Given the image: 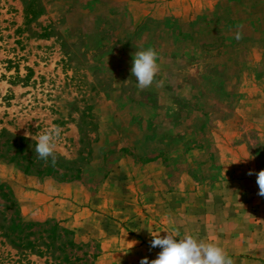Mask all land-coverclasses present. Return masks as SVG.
I'll return each instance as SVG.
<instances>
[{
	"label": "rangeland",
	"instance_id": "obj_1",
	"mask_svg": "<svg viewBox=\"0 0 264 264\" xmlns=\"http://www.w3.org/2000/svg\"><path fill=\"white\" fill-rule=\"evenodd\" d=\"M150 47L163 83L140 90L133 53ZM51 125L63 130L57 163L81 178L0 158V182L25 220L55 218L94 239V264L130 262L108 238L125 222L99 204L146 183L133 164L159 160L166 189L264 168V0H0V140Z\"/></svg>",
	"mask_w": 264,
	"mask_h": 264
},
{
	"label": "crops",
	"instance_id": "obj_2",
	"mask_svg": "<svg viewBox=\"0 0 264 264\" xmlns=\"http://www.w3.org/2000/svg\"><path fill=\"white\" fill-rule=\"evenodd\" d=\"M133 165L132 174H143L148 179L146 183L136 181V186L135 182H126L130 184L124 185L123 195L104 198L99 204L104 206L100 210L125 222L135 233L118 228L108 235L115 254L121 251L132 256L124 264H137V258L155 259L161 249L151 248L149 231L164 236L173 230L178 238L189 234L221 246L234 264H264V197L258 195L255 174L210 183L183 180L166 189L159 160L152 158L145 164ZM116 172L131 176L125 167ZM135 206L136 217L130 211Z\"/></svg>",
	"mask_w": 264,
	"mask_h": 264
},
{
	"label": "trees",
	"instance_id": "obj_3",
	"mask_svg": "<svg viewBox=\"0 0 264 264\" xmlns=\"http://www.w3.org/2000/svg\"><path fill=\"white\" fill-rule=\"evenodd\" d=\"M25 137L0 140V158L14 162L25 174L57 177L58 181L81 178V169L51 164L28 154L34 145ZM58 166L61 169L59 171ZM100 247L91 239L77 241L74 231L60 220H25L11 187L0 182V264H94Z\"/></svg>",
	"mask_w": 264,
	"mask_h": 264
},
{
	"label": "clouds",
	"instance_id": "obj_4",
	"mask_svg": "<svg viewBox=\"0 0 264 264\" xmlns=\"http://www.w3.org/2000/svg\"><path fill=\"white\" fill-rule=\"evenodd\" d=\"M234 38L238 41L243 39V33L239 30V26L234 33ZM157 60L158 53L151 47L133 53L131 74L137 81L138 89L149 88L154 82L162 85V81H156L160 71ZM36 126L39 128V123ZM62 131L58 125H51L35 135L25 132V138L36 141L35 156L38 159L47 162L51 158V164L55 167L57 163L55 152ZM253 174L257 177L258 195L264 197V170H260L258 173L254 170L248 172V175ZM149 232L152 236L151 248L158 247L161 251L155 259L149 261L145 257L140 261V264H234V260L227 254L226 250L215 243L198 239L189 234H185L183 238H178L176 230L166 232L167 234L164 236Z\"/></svg>",
	"mask_w": 264,
	"mask_h": 264
}]
</instances>
